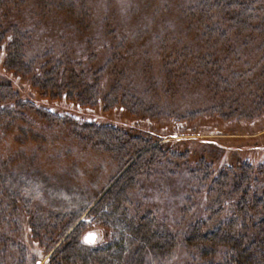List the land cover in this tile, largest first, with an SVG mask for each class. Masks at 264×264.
I'll list each match as a JSON object with an SVG mask.
<instances>
[{"label":"rangeland","instance_id":"rangeland-1","mask_svg":"<svg viewBox=\"0 0 264 264\" xmlns=\"http://www.w3.org/2000/svg\"><path fill=\"white\" fill-rule=\"evenodd\" d=\"M24 1L11 24L31 34L28 58L50 54L70 67L58 98L30 77L11 78L0 58V89L10 79L17 83L23 105L0 114V211L9 244L0 264L18 259L17 246L31 264L28 250L48 245L44 264L78 226L75 238L85 242L94 233L95 244L104 242L106 230L93 226L84 210L156 144L159 158L140 169L131 207L150 213L179 240L168 261L149 264H188L196 256L181 239L197 222L214 228L231 218L242 158L264 146V0H255L253 25L242 31L213 25L212 37L199 25L202 15L186 11L203 0ZM77 75L91 93L73 90L67 98ZM90 124L115 129L126 150L107 149L102 131ZM227 162L232 169L218 175L228 181L222 188L227 206L217 213V189L206 193L198 167L218 170ZM249 165L250 190L264 195V166Z\"/></svg>","mask_w":264,"mask_h":264},{"label":"trees","instance_id":"trees-1","mask_svg":"<svg viewBox=\"0 0 264 264\" xmlns=\"http://www.w3.org/2000/svg\"><path fill=\"white\" fill-rule=\"evenodd\" d=\"M254 3L255 0H203L198 6L189 7L186 11L191 15L201 14L199 25L203 23L207 29L205 34H210L212 37L213 25L223 26L226 25L224 23H229L238 31L253 25ZM24 5V0H0V58L4 62L7 72L12 74V76L9 75L11 78L30 77L37 87L43 90H52L58 94L59 98L60 94L63 95L65 92L63 85H59V82L62 81L61 77L64 72L69 70L70 63L63 59H55L50 54H45L38 61L28 58L32 42L31 34L19 25L11 24L13 14L19 13ZM211 30L212 33H209ZM220 37H222L221 41L226 38L224 32ZM39 65L41 68L38 71ZM216 74H213L214 78H216ZM73 90H76L77 94L82 93L83 96H88L91 93L82 76L78 75L69 80L66 92H70L66 93L67 98L74 93ZM17 91H19V86L11 79L7 86L0 89V114L12 115L17 111V108L23 106L18 101ZM87 126L98 132L102 131L100 139L105 140L104 145L107 149L126 150L127 145L122 144V140L118 139L120 135L115 129L106 126L100 130L96 124ZM114 141H117L118 147H114ZM147 144L148 146L152 145ZM161 148V144H156L155 147L147 150L133 164V168L128 169L93 207L88 206L84 210V213L87 212L86 218L92 221L93 226L106 230L107 237L104 242L95 244L96 239L89 240L90 234L85 242L77 236L75 238L78 226L44 264H149L156 259L168 261L178 246L177 236L162 230L150 213L141 216L137 213L138 211H133L129 198V194L137 187L140 169L146 163L159 158L154 151H161ZM251 151L250 156L242 158L245 173L242 170L239 172V183L233 186L235 191H232L230 196L235 199V208L231 209V218L214 228H209L208 222H197L181 239L187 250L196 256L188 264H264V195L258 193L259 188L250 190L252 175L250 169L245 167L249 163L259 169L264 166V146H258ZM226 160L225 157L223 161L226 162ZM210 166L212 165L207 166L203 163L198 167L201 176L200 184L203 189L205 187L206 193L211 192L213 188L217 189L218 199L214 201L213 210H217L218 213L227 206L224 203L226 198H224L223 192L227 188L228 181H223L222 176H226L232 169V163L227 162L226 165L223 163L218 166V170ZM222 167L223 169H221ZM135 168L137 169L135 170ZM220 174L222 176L218 177ZM242 183H245V189L242 188ZM2 186L3 183L0 180V210L3 207V200L5 201V190ZM1 213L2 211H0V252L4 254L9 244L6 242L3 232L5 217ZM34 230L31 227V235H35ZM39 233L38 244L41 240ZM34 243L36 242L32 241L33 245H35ZM50 251L48 245L42 252L37 247L33 251L28 250L31 264H38L44 260ZM17 252L19 253L18 259L13 264H26L27 251L17 246Z\"/></svg>","mask_w":264,"mask_h":264},{"label":"water","instance_id":"water-1","mask_svg":"<svg viewBox=\"0 0 264 264\" xmlns=\"http://www.w3.org/2000/svg\"><path fill=\"white\" fill-rule=\"evenodd\" d=\"M88 238L89 240L94 241L96 239V236L94 234H90ZM38 264H41V262H39Z\"/></svg>","mask_w":264,"mask_h":264}]
</instances>
